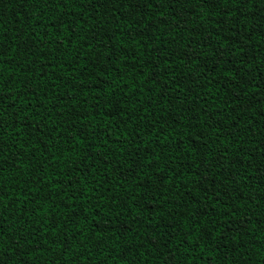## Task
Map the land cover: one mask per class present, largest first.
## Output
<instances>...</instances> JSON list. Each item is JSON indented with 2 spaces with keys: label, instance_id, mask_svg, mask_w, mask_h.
Wrapping results in <instances>:
<instances>
[{
  "label": "trees",
  "instance_id": "trees-1",
  "mask_svg": "<svg viewBox=\"0 0 264 264\" xmlns=\"http://www.w3.org/2000/svg\"><path fill=\"white\" fill-rule=\"evenodd\" d=\"M194 3L185 25L171 18L180 5L134 15L113 3L0 0V73L10 81L0 110L5 259H19L15 248L23 264H264V0H250L243 16ZM57 17L71 19L68 30L48 27ZM218 43L243 63L244 102L215 67ZM137 144L139 156L129 155ZM144 156L154 163L137 168ZM25 195L39 208L25 211Z\"/></svg>",
  "mask_w": 264,
  "mask_h": 264
},
{
  "label": "snow or ice",
  "instance_id": "snow-or-ice-1",
  "mask_svg": "<svg viewBox=\"0 0 264 264\" xmlns=\"http://www.w3.org/2000/svg\"><path fill=\"white\" fill-rule=\"evenodd\" d=\"M42 2L44 3H48L49 0H42ZM53 2L56 3H61V0H53ZM191 2V0H81V10H84L83 5L87 4L89 6H91L94 10L99 8V7H105V5L109 4V3H113V4H119L121 8H125V10H132L133 14L135 15L137 11H142L145 9H151L152 7H157L159 8L161 5L165 6V7H173L175 8L176 5H180V8L178 11H176L173 15H172V19H175L177 21V24L179 23H184L185 25H187L192 17V13L189 12L187 10V6L188 4ZM250 3V0H195V3L193 4V7H198L201 10H205L207 9L209 14H211L212 11H214L217 7H224V8H229L230 11L226 12L225 15L227 16H233V14H236L238 16H243L244 13L246 11H248V5ZM113 11H115V9H113ZM162 18V17H161ZM123 19H125L126 21L131 19V17H124ZM147 18H141L138 22L140 24L143 25L144 29L146 31H151L152 29L148 28L147 23H145V20ZM134 23L136 21H133ZM167 22V21H165ZM71 23V19L65 21L60 17L56 18L55 22H52L48 25V27H51L53 30L57 29V25H60L63 27L64 30H68V25ZM117 23H119V20H117ZM195 27V25H193ZM74 31V30H72ZM144 33L141 32L140 35H143ZM34 35V34H33ZM71 35V31L69 32V36ZM205 40L207 41H211L212 40V33H209L207 36H205ZM58 43L62 46V47H67L70 44V39H68L67 37L61 36ZM26 47H25V51H28L29 54L35 56L36 53L35 52H31L29 51L30 49V45L27 44V41H25ZM207 47L211 48L212 45L211 43H209L207 45ZM236 49L233 45H226L223 43H218L217 45V50L214 51L212 53V55L215 57V67H218L221 69L220 72V76L221 78H227L229 80V83L231 85V87L234 89L235 91V95H234V99L237 103H241L244 102L241 100V94H243L244 96L247 95V93L244 92V89L241 87V85L243 83H245V81L243 80V78L241 77V72L243 69V63H241L240 67H235L234 64L230 63L228 60L225 59L226 55L229 52H235ZM6 53L5 51H0V66L3 65V63L5 62V57ZM58 58V57H57ZM188 60L189 62H195L198 60V55L195 54L194 52L192 54L188 55ZM48 67H51V65H48ZM157 67H159V65H157ZM201 67L203 68H207V65H202ZM233 68H235V71H233ZM28 71H31V67H28ZM40 75H47L46 71H43V69H41V71L39 72ZM69 74H71V70L69 69ZM216 73L213 72V76H215ZM249 75H251V79L255 80L257 78L256 75H252L251 73H249ZM259 75V74H257ZM239 78V79H238ZM10 83V81H7L4 79L2 73H0V110H3V104L4 101L6 99V96L3 94L2 89L3 87ZM29 83L30 81L26 80L23 84V91L25 94L29 93L30 88H29ZM56 86V84L53 82L52 87L54 88ZM228 85H226L227 87ZM181 85L179 83L176 84V87L174 90H180ZM259 90V89H257ZM133 91L135 92V89H133ZM179 97H177L178 99ZM193 99H195V97H193ZM120 102L124 103L125 106H127V101H123L121 100ZM138 104V101L136 102ZM13 107H15V101H13ZM199 105H197L198 107ZM249 107H251V105H249ZM113 115L115 116H119L121 113H123L124 118L126 121L130 122L132 119V115L133 112L129 111V112H123L122 108H118L116 105H113ZM140 111H145V109L143 107H141L139 109ZM189 111L195 113L196 112V107H189L188 109ZM141 120L144 119V117H140ZM150 123V122H149ZM4 127V125L2 123H0V129H2ZM117 127H119V125H117ZM126 127V124H125ZM209 127L210 128H215V126L211 123H209ZM105 128H107V126H105ZM153 135L152 131H148L146 132V136H151ZM83 139L85 138H80V142H83ZM117 141H119L121 144L127 143L128 142V137L124 136L123 139L120 138L119 135H117ZM115 142V141H113ZM2 140H0V151H3L2 148ZM105 144L108 143V141L104 142ZM144 141L141 140L139 141V144H143ZM139 144H137L136 146V151L133 153H130L129 155L131 156H139V153L141 151ZM145 147H147V145H145ZM193 152L196 151V149H192ZM261 155H264V152L261 153ZM85 160H89L90 163L88 165V169L89 172H91V170L93 168H95V163L91 161V158L87 156V154L82 158ZM146 160L148 165H152L154 162L153 160H149L147 156L144 157H140L139 160H137L136 162V167L137 168H142L144 165L141 163V161ZM7 163V160L5 158H0V172H2L3 166ZM10 167H15V164H11L9 165ZM199 165H197L198 167ZM131 167V166H130ZM262 173H264V169H261ZM206 176V174H205ZM167 179V177L162 178L160 181L157 182V184L160 187H163V180ZM42 183V181H40ZM104 183H107V180L104 181ZM102 186V185H101ZM153 185L150 184H146L144 185L145 188H150ZM41 189H36V191H40ZM110 187L108 189H106V191H110ZM29 194L33 191V189L29 188ZM92 192H95V189L92 190ZM4 199L3 196V191H2V186H0V201H2ZM37 199L38 197H32L31 199L29 198L28 195H25L23 197V202L25 204V211H27V205L30 204L32 205L33 210L39 208V205L37 204ZM111 199L115 200V197H111ZM95 207V206H93ZM232 215L235 216L236 213L235 211L232 212ZM20 219H22V217H20ZM229 227H232L231 225H229ZM20 231H23V228L20 229ZM128 229L125 228V232H127ZM3 235H4V226L2 223H0V264H23V259L21 257V251L16 250L15 248L13 249V251H15L16 256L19 258L16 261H13L12 258L9 256L7 257V259H5V249L3 247ZM232 235H235V232L232 233ZM201 239L203 237H200ZM19 239H24V237H20ZM225 239H227V235H225ZM17 243H19V240L17 241ZM25 243H27V240H25ZM52 243H56V240H53ZM63 246V245H62ZM11 247V246H10ZM38 247H34L33 251H38ZM51 250V249H49ZM132 249L129 248L128 252H131ZM127 254V253H126Z\"/></svg>",
  "mask_w": 264,
  "mask_h": 264
}]
</instances>
